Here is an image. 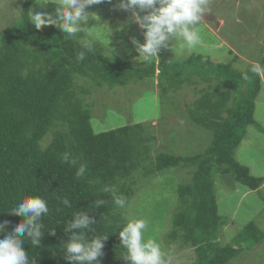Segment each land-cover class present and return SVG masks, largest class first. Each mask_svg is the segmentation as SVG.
Masks as SVG:
<instances>
[{
  "label": "trees",
  "instance_id": "trees-1",
  "mask_svg": "<svg viewBox=\"0 0 264 264\" xmlns=\"http://www.w3.org/2000/svg\"><path fill=\"white\" fill-rule=\"evenodd\" d=\"M22 1L20 16L0 30V225L4 227L0 238L24 219L11 208L24 197L39 196L47 201L49 212L38 218L43 225L40 243L26 240L23 245L30 261L78 264L67 259L65 246L74 233H83L86 241L107 237L102 240L99 264H131L119 238L129 222L125 207L138 188L166 169L180 167L189 168L192 175L176 186L177 201L164 239L167 248H191V264H229L260 244L264 232L253 221L231 242L219 241L227 221L218 213L214 176L228 175L253 191L264 182V175L254 176L234 157L247 126L262 128L254 109L264 59L260 67L249 64L239 72L230 63H214L202 54L132 61L115 52L123 31L115 30L108 41L95 33L66 37L55 26L37 30L28 12L34 0ZM93 25L89 20L85 27ZM86 39L93 40L92 52L81 46ZM80 51H85L83 61L77 59ZM203 68V77L191 83L192 74ZM82 78L107 89L144 82L166 102L172 92L176 106L180 96L189 120L211 131L210 143L201 153L176 155L154 151L142 121L96 130L91 107L76 95L79 88L82 94L90 92L77 86ZM201 83L204 86L199 87ZM187 87L198 93L195 101L187 99ZM65 152L72 154L75 165L62 161ZM81 164L87 170L77 177ZM114 196L126 199L124 208L115 204ZM98 200L105 202L97 206ZM77 213L89 217V229L68 230Z\"/></svg>",
  "mask_w": 264,
  "mask_h": 264
},
{
  "label": "rangeland",
  "instance_id": "rangeland-1",
  "mask_svg": "<svg viewBox=\"0 0 264 264\" xmlns=\"http://www.w3.org/2000/svg\"><path fill=\"white\" fill-rule=\"evenodd\" d=\"M55 2L56 0H50L43 8L33 3L28 12L30 15L48 13L58 22H62L57 15L59 5ZM117 3L118 0H112V3L86 7V12L98 17L90 18L94 25L89 28H97L94 32L96 36L108 41L112 39L115 30L123 31L117 39L115 52L132 61L144 60L132 40L143 44L146 30L141 29L135 22L133 10H116ZM22 4V0H0L1 31L20 16ZM144 14L146 13H140ZM202 15L204 21L199 25V30L203 43L197 49L181 47L182 41L173 39L167 48L161 49L154 61L157 62L165 55L166 58L177 60L193 54H202L209 56L214 63H230L238 72L243 71L249 64L260 67L261 60L264 59V0H209L206 13ZM211 15L213 21L207 20ZM215 19L218 21L217 26L211 23ZM261 67V86L255 98L254 119L262 128L260 130L253 124L247 126L245 137L234 155L238 162L248 166L254 176L264 175V66ZM205 73L204 68L197 69V74H192L190 82L200 80ZM135 84L107 89L92 84L89 79L82 78L78 81L77 86L90 91L82 94L78 91L79 88L76 95L82 96L84 102L91 107L94 128L106 131L122 124L142 121L146 133L151 135L154 141V151L187 156L201 153L210 143L212 133L204 126H197L189 120L180 96L177 102L181 106L179 103L176 106L172 103V92L167 95L169 100L166 102L154 93L152 88L146 87V83ZM198 86L204 85L201 83ZM185 90L188 91L187 99L195 101L198 93L189 87ZM189 109L193 108L189 106ZM50 137L51 135H48L43 143L46 144ZM176 169L168 168L152 178L142 189L138 188L129 206L125 207V217L127 221L144 219L147 222L144 240H155L159 243L165 254L164 259L170 258L173 264H191V248L177 250L174 245L167 248L164 243L165 235L170 229L171 212L177 201L176 186L189 181L192 175L189 168ZM214 190L218 213L227 221V224L221 227L219 241L222 244L231 242L236 232L248 222L258 223L264 232V182L259 189L253 191L230 176L217 173L214 176ZM141 194L143 197H140ZM229 264H264V237L260 244L231 259Z\"/></svg>",
  "mask_w": 264,
  "mask_h": 264
},
{
  "label": "clouds",
  "instance_id": "clouds-1",
  "mask_svg": "<svg viewBox=\"0 0 264 264\" xmlns=\"http://www.w3.org/2000/svg\"><path fill=\"white\" fill-rule=\"evenodd\" d=\"M50 0H34L41 8L45 7ZM112 3V0H56L59 5L57 15L62 22H58L48 13H31V23L39 30L43 26H55L65 34L66 37H77L80 33L92 36L97 28L85 27L90 18L98 19L95 15L86 12V7L99 5L101 3ZM209 0H118L116 10L132 11L135 22L144 32L145 42L140 44L135 39L132 43L136 45L140 57L146 61L157 58L163 48H167L173 39L182 41L181 47L189 50L197 49L203 41L199 25L204 21L203 15L208 8ZM140 13H146L140 15ZM81 46L92 52L94 43L92 39L80 41ZM85 51H80L77 59H85ZM62 161L69 165H75L77 161L72 158L70 152H65ZM86 165L81 164L76 172L81 177L86 172ZM115 204L121 208L126 205V199L122 196H114ZM105 201L98 200L97 206ZM67 203V201H65ZM11 213L23 217V221L17 223L11 233L0 238V264H35L29 260L28 253L24 250V243L30 241L32 245L40 243L43 225L38 222L41 214H47L49 208L47 201L39 196H28L19 200ZM91 221L83 213H77L74 222L68 225L71 229H89ZM148 224L144 219L130 220L119 231V238L123 248L126 249L125 259L131 264H171V260L164 259L165 254L159 243L155 240L145 242L144 233ZM4 232L0 225V233ZM106 236H98L86 241L84 234H73L66 243L65 252L67 259L76 261L78 264H99L98 257L103 256L102 240Z\"/></svg>",
  "mask_w": 264,
  "mask_h": 264
},
{
  "label": "flooded vegetation",
  "instance_id": "flooded-vegetation-1",
  "mask_svg": "<svg viewBox=\"0 0 264 264\" xmlns=\"http://www.w3.org/2000/svg\"><path fill=\"white\" fill-rule=\"evenodd\" d=\"M207 20H211V21H213L212 19H214L213 18V16L211 15V16H209L208 18H206ZM216 20V19H215ZM211 23H213V22H211Z\"/></svg>",
  "mask_w": 264,
  "mask_h": 264
},
{
  "label": "water",
  "instance_id": "water-1",
  "mask_svg": "<svg viewBox=\"0 0 264 264\" xmlns=\"http://www.w3.org/2000/svg\"><path fill=\"white\" fill-rule=\"evenodd\" d=\"M216 26L218 25V21L217 20H214L213 22Z\"/></svg>",
  "mask_w": 264,
  "mask_h": 264
}]
</instances>
